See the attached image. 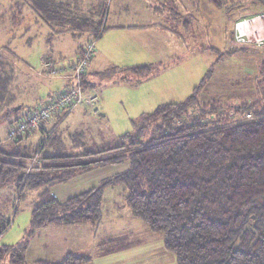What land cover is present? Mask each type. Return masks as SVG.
<instances>
[{
    "label": "trees",
    "instance_id": "trees-1",
    "mask_svg": "<svg viewBox=\"0 0 264 264\" xmlns=\"http://www.w3.org/2000/svg\"><path fill=\"white\" fill-rule=\"evenodd\" d=\"M255 2L257 9H264V0ZM16 5L18 10L28 7L36 21H43L57 33L87 35L75 58L108 27L98 2L21 0ZM229 45L232 52L256 53L264 81V49ZM94 52L95 48L92 56ZM162 66L157 62L125 70L140 79L156 74ZM116 70L99 72L107 76ZM12 73L8 61L0 59V112L15 101L10 91ZM88 74L86 68L81 85L85 92H92L94 85ZM203 83L204 78L182 101L161 103L152 112L141 113L139 121L133 122L134 130L119 136L116 146L79 154L51 153L59 142L58 120L69 115L61 112L50 127H44L47 138L40 143L27 142L29 135H24L12 140L8 148L0 145V190L13 180L18 200L32 197L26 238L14 245H0V264L6 257L10 264H26L29 237L39 228L101 221L107 184L121 185L131 214L161 234L163 246L175 256V264H264V85L261 99L256 96L221 103L218 98L199 101ZM97 110L94 114L100 115ZM248 113L252 119L245 117ZM49 142L51 154L43 155ZM35 155L37 163L28 169ZM121 164L125 167L106 181L66 200L51 191L54 183L75 176L56 171L71 169L81 174ZM8 226L0 224V236ZM90 260L86 254L67 253L59 262L36 260L34 264H86Z\"/></svg>",
    "mask_w": 264,
    "mask_h": 264
},
{
    "label": "rangeland",
    "instance_id": "rangeland-1",
    "mask_svg": "<svg viewBox=\"0 0 264 264\" xmlns=\"http://www.w3.org/2000/svg\"><path fill=\"white\" fill-rule=\"evenodd\" d=\"M17 1L21 0H0V59L8 61L12 67L10 91L16 95L14 104L3 106L0 112V145L3 148L13 144L8 131L13 120L39 104H44L62 87L63 80L41 74L42 56L63 61L73 60L77 48L87 38L85 34L57 33L43 21H36L28 7L23 6L18 10ZM82 1L85 5L94 2H98L100 6L102 4L104 24L107 25L118 22L128 26L155 21L169 27L170 23L175 26L180 23L179 31L183 41L179 42L177 49L172 44L170 50L163 49L165 54L160 56V61L165 59V66L158 67L160 71L154 74L157 76L152 82H147L141 80L144 77L139 79L132 73H126L125 69L132 67L126 64L156 58L151 48L152 45L158 46V43L148 44L144 51L143 44H138L143 41L134 38L133 32L121 28L117 31L119 35L111 34V39H101L100 36L95 42V48L97 50L101 39L106 49L97 56V66L95 63L90 66L91 62L87 64L88 79L95 84L92 92L85 93L95 91L100 103L107 107L108 116L93 115L89 109L84 110V114L80 110L83 106L72 110L71 113L79 109L76 113H69L57 124L59 142L54 149H50L51 153L79 154L84 150H96V147L103 149L116 146L120 143L119 136L134 130V124L139 121L141 113L152 112L160 103L184 100L201 84L203 78L200 102L217 98L221 103L255 99L256 96L260 98L264 85L258 71L260 58L252 51L232 52L228 48L235 20L240 15L244 16L257 9L255 0ZM169 2L174 5H169ZM247 2H251L249 6ZM156 6H161L162 11L155 18L152 9ZM173 8L179 14L178 18L166 19ZM117 13L119 17L115 18ZM184 21H188L185 31ZM126 47L127 55L124 52ZM130 47L132 48L128 50ZM171 52L175 53V57H170ZM110 68L117 70L107 76L99 72ZM206 72L207 77H204ZM124 75H129V78L123 79ZM66 80L69 83V79ZM16 107L19 109L14 111L13 108ZM76 114L80 119L74 123L72 118ZM46 138L36 130L31 131L25 141L35 144ZM50 146L51 142L44 148L43 155L51 154L48 153ZM121 166L123 165H107L89 174H77L71 169L56 171L55 174L74 173L75 176L54 183L51 190L63 201L106 181L110 177L107 168L117 170ZM12 188L15 189L13 180H10L0 190V224L5 222L13 225L0 236V245L19 243L26 238L30 229V208L27 204L32 197L18 200L17 191ZM102 210L103 218L98 223L86 226L74 224L85 227V230L76 233L68 232L69 234L63 235L65 231L58 233L53 230L58 229L54 227L69 225H51L37 229L29 237L25 253L26 264L46 259L49 262H59L68 251L86 254L94 264H175V256L163 246L161 234L150 230L140 218L131 214L121 185H106ZM109 238L116 240H108ZM101 252L104 253L101 255ZM1 264H10L9 258L3 259Z\"/></svg>",
    "mask_w": 264,
    "mask_h": 264
},
{
    "label": "built area",
    "instance_id": "built-area-1",
    "mask_svg": "<svg viewBox=\"0 0 264 264\" xmlns=\"http://www.w3.org/2000/svg\"><path fill=\"white\" fill-rule=\"evenodd\" d=\"M233 26V37L230 43L232 47L264 49V9H255L244 16L240 15ZM94 45L93 41L88 42L83 55L73 60L58 61L55 58L42 57L41 74L69 79L70 82L46 104L38 107L34 112L16 118L13 125L8 128L12 140L29 135L31 131L35 132L36 130L46 137L44 127L49 123H54L56 120L54 117L58 112L68 115L80 106L89 109L93 113L98 112V97L94 93H85L81 85V75L86 71L87 64L93 57ZM245 117L247 119L253 118L249 113ZM37 160L38 155H35L27 168L29 169L36 164Z\"/></svg>",
    "mask_w": 264,
    "mask_h": 264
},
{
    "label": "crops",
    "instance_id": "crops-1",
    "mask_svg": "<svg viewBox=\"0 0 264 264\" xmlns=\"http://www.w3.org/2000/svg\"><path fill=\"white\" fill-rule=\"evenodd\" d=\"M169 0H167V2H168ZM169 5H171V6H173L174 5V3H171V2H169ZM147 10H148V8L146 9V13H147ZM160 11H162V8H161V6H156V7H154L153 9H152V14L153 15H155V18L157 17V16H160V15H158L157 13L158 12H160ZM178 16H179V14L176 12V11H174V8H173V11H172V13L171 14H169L167 17H166V19H173V18H175V19H177L178 18ZM119 17V14L117 13V16H115V18H118ZM171 24V26H169V27H165V26H163L162 24H160V23H157V22H155V21H153V22H149V23H146V24H139V23H137V24H132V25H128V26H124V25H120V24H118V22H111V23H109L107 26V28L104 30V33H102V35H101V39H103V38H109V39H111L112 38V36H111V34L112 33H115L116 35H119L118 33H117V31H118V29L119 28H121L122 30L124 29V30H126V31H130V32H133V36H134V38H138L139 40H141V41H143V43H138V44H143V47H144V51H146V48H147V46H148V44L149 45H152V43H158V46H154V45H152L153 46V48H151L152 49V51L155 53V56L154 57H156V58H154V59H148L147 61H140V62H138V63H130V64H126V65H130V66H136V65H143V63H147V64H150V63H157V62H160V63H163L164 64V62L163 61H165V59H163V60H161L160 61V59L162 58V57H160L161 55H163V54H165L164 53V51H163V49L164 48H166V49H168V50H170V45L172 44V46L173 45H175L176 46V49H177V46H178V44H179V42L180 41H183V37H182V33H180V31H179V25H180V23H178V25H176L175 26V24H172V23H170ZM186 27H187V24H185V21H184V23H183V28H184V30L183 31H185L186 30ZM126 28H128V29H126ZM188 28V27H187ZM119 32V31H118ZM99 40L98 41V47H97V50H96V48H95V52H94V56H93V58L90 60V66L91 65H93L94 63H95V65L97 66L98 64L96 63V59H97V56H100L101 55V53H103L104 51H105V45L102 43V40ZM96 45V44H95ZM81 46L82 45H80L78 48H77V50H76V52H75V55H76V53H77V51H79L80 50V48H81ZM113 46V45H112ZM123 49H124V47H122ZM132 47H130V48H128V50H130ZM110 49V48H109ZM113 49H115V47L113 48ZM157 49V50H156ZM157 51H158V53H157ZM125 55H127L128 53H127V47L125 48ZM147 54V53H146ZM171 58H172V56L173 57H175V53L174 52H171ZM131 56V55H130ZM159 59V60H158ZM88 69V68H87ZM96 69H97V67H96ZM88 71H89V69H88ZM97 71H99V70H97ZM155 76H157V75H150V76H146V77H144L143 79H141L142 81H147V82H152V80L154 79V77ZM57 79H59V80H63L62 81V87H61V89L60 90H58L57 92H59V91H61L62 89H63V87L66 85V79H64V78H57ZM126 80V79H125ZM92 83H93V85L95 84L93 81H92ZM136 86V85H135ZM149 88H151V86L149 85ZM152 89V88H151ZM56 92V93H57ZM154 95H157V93H153ZM152 94V95H153ZM14 95V94H13ZM14 97L16 98V95H14ZM54 96H51V97H49L47 100H46V102L44 103V104H46L50 99H52ZM99 97V96H98ZM170 102H173V101H170ZM44 104H39L38 106H36V108L35 109H37L38 107H40V105L42 106V105H44ZM158 103L156 102V104L155 105H157ZM161 104V103H160ZM98 109H99V111H100V116L101 117H103V115L105 114V115H107L108 116V110H107V107L106 106H104L102 103H100V100L98 99ZM77 110H79V109H77ZM77 110H75L74 112H72L71 114H73V113H76V111ZM80 110H82L83 111V113L85 114V111H86V109H84V107L83 108H81ZM85 110V111H84ZM70 115V114H69ZM86 115H92V114H87L86 113ZM93 115H95V114H93ZM104 115V116H105ZM106 116V117H107ZM98 118V117H97ZM79 116H78V114H76L73 118H72V120L74 121V123L75 122H78L79 121ZM50 125L51 124H47L46 126L47 127H50ZM74 133H75V131H74ZM110 147V146H109ZM96 150H99V149H97V147H96ZM104 167V166H103ZM125 166L123 165V166H121V169H114V168H107V173H108V176H112L113 174H115L116 172H119L120 170H122L123 168H124ZM97 168H99V167H97ZM97 168H94V169H92V170H90V171H88V172H85V173H92V172H94V170H96ZM82 174V173H81ZM77 175V174H76ZM92 188V187H91ZM13 189V188H12ZM14 190V189H13ZM89 190V189H88ZM52 191V193L58 198V196H57V194L53 191V190H51ZM82 193V192H81ZM77 195V194H76ZM66 200V199H65ZM30 202V201H29ZM27 206H29V203L27 204ZM30 208V207H29ZM31 216V215H30ZM51 225H59V224H51ZM51 225H47V226H51ZM84 226H86V224H83ZM10 226H13V225H10L9 224V226L7 227V229H6V231L10 228ZM29 226H30V221H29ZM65 226H68V225H65ZM45 227V226H44ZM54 228H58V229H53V230H56L58 233H61L62 231H65V233H63V235H67V234H69L68 232H71V233H76L77 231H79V230H85V227H82L81 225H69V227H54ZM63 228H66V229H64L63 230ZM5 231V232H6ZM22 231H24V230H22ZM36 231V230H35ZM4 232V233H5ZM3 233V234H4ZM23 233V232H22ZM2 234V235H3ZM34 234V233H33ZM32 234V235H33ZM1 235V236H2ZM19 241V240H18ZM14 244H16V243H11V244H6V245H14ZM3 245H5V244H3ZM128 248V247H127ZM28 250V249H27ZM26 250V251H27ZM114 250V249H113ZM117 250V249H116ZM107 252V251H106ZM26 253V252H25ZM67 253H76V252H74V251H68V252H66L65 254H64V256L67 254ZM104 252H101L100 254L102 255ZM76 254H78V253H76ZM63 256V257H64ZM63 257L61 258V260L63 259ZM38 259H40V258H38ZM47 260V259H46ZM60 260V261H61ZM86 264H94V262L93 261H89V262H87Z\"/></svg>",
    "mask_w": 264,
    "mask_h": 264
},
{
    "label": "water",
    "instance_id": "water-1",
    "mask_svg": "<svg viewBox=\"0 0 264 264\" xmlns=\"http://www.w3.org/2000/svg\"><path fill=\"white\" fill-rule=\"evenodd\" d=\"M19 109V107H16V108H14V111H17Z\"/></svg>",
    "mask_w": 264,
    "mask_h": 264
}]
</instances>
